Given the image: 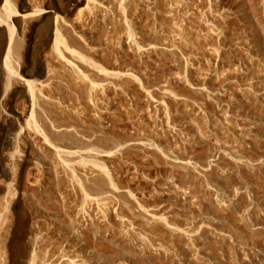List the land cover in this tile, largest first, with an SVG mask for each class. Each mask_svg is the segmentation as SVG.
Returning <instances> with one entry per match:
<instances>
[{
    "label": "bare ground",
    "instance_id": "bare-ground-1",
    "mask_svg": "<svg viewBox=\"0 0 264 264\" xmlns=\"http://www.w3.org/2000/svg\"><path fill=\"white\" fill-rule=\"evenodd\" d=\"M205 4L206 0H0V117L11 121L13 130L4 136L5 146L12 149L0 155L2 175L11 179L0 180V264H86L65 252L81 244L74 236L61 246L51 217H63L82 230L89 229L85 241L97 251L116 235L109 230H125L126 212L141 220L138 224L146 223L152 232L163 227L171 233L181 232L161 209L148 210L136 204L146 191L131 182L129 169L122 166L127 160L122 161V157L127 154L135 160L191 167L190 157L166 154L170 145L176 146L169 109L174 102L182 104L179 101L184 97L175 84L188 82V61L182 59L176 72L170 73L160 90V100L153 99L145 87L154 58L160 52L179 51L185 44L186 29ZM210 10L212 18L228 12L220 6ZM162 16L171 29L167 34L158 23ZM33 50L35 57H31ZM122 88L139 91L145 105H134L141 106L138 112L150 124L146 134L137 133L133 120L121 116L138 110L136 105L131 108L132 100L122 95ZM15 95L21 97V108L17 104L20 109L9 114L8 100ZM119 102L125 104L120 107L125 114L119 112ZM32 161L41 166L49 210L47 231L34 233V237L23 228L29 217L24 198L31 190L23 177ZM129 195L131 199L121 203L115 199ZM14 223L17 229H12ZM119 237L128 238L124 233ZM71 254L75 256L76 251Z\"/></svg>",
    "mask_w": 264,
    "mask_h": 264
},
{
    "label": "rangeland",
    "instance_id": "rangeland-1",
    "mask_svg": "<svg viewBox=\"0 0 264 264\" xmlns=\"http://www.w3.org/2000/svg\"><path fill=\"white\" fill-rule=\"evenodd\" d=\"M254 1L206 0L201 13H196L200 16L195 15L186 29L185 44L178 48L179 51L160 52L148 67L145 89L149 88L152 98L156 99L162 97V87L167 84L170 73L176 72L181 60L189 63L188 82L175 84V88L181 90V98L184 97L179 101L182 104L174 102L168 111L174 117L170 116V124L175 131L176 146L167 147L170 151L166 154L190 157L192 165L166 163V166L164 162L160 165L147 162V159L135 160L133 155L126 154L122 161L127 162L122 164H128L122 166L129 169L131 182L139 183L137 187L146 191L141 198L143 202L136 200V204L148 210L161 209L164 217L169 215L181 227V232L171 233L166 227L161 233L152 232L146 223L138 224L141 220H135L126 212L122 223L125 230L121 228L120 232L119 227L108 230L112 236L124 233L128 238L119 237L120 241L114 236L105 244V251H97L92 243L89 245L85 241L89 229L82 230L63 217L56 220L51 217L61 246L74 236L81 244L79 248L75 245L74 251L73 246L68 249L73 254L76 251L75 256L65 251L71 258H81L86 264H156L157 260L164 264H264V0ZM215 6L228 14L216 18L208 16ZM144 16L153 17L151 13H144ZM163 17L158 23L167 34L170 27ZM164 34L160 37L165 38ZM214 56L218 58L215 60ZM31 57H35L34 50ZM122 91L119 92L132 100L127 101L132 107L125 102L128 107L134 108L137 103L145 105L137 89L122 88ZM20 98L15 95L8 100L9 114L21 108ZM123 106L125 104L120 102L117 104L119 112L125 114ZM141 106H137V112L121 116L133 120L134 130L143 135L151 127L147 118L138 112ZM12 132L11 121L0 117V155L12 149L5 146L4 137ZM3 167L4 163H0V180L10 182L11 179L2 175ZM25 171L23 179L27 190L36 189L28 190L25 195L24 207L29 217L23 228L28 236L39 235L38 232L47 231L49 222L46 188L41 185L42 170L38 162L32 161ZM2 196L0 193L1 202ZM115 199L121 203L130 200L131 195ZM16 225L14 223L12 229H17Z\"/></svg>",
    "mask_w": 264,
    "mask_h": 264
}]
</instances>
